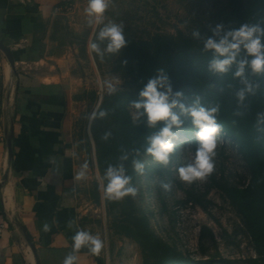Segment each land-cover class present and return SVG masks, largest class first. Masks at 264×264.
Wrapping results in <instances>:
<instances>
[{"label": "crops", "instance_id": "1", "mask_svg": "<svg viewBox=\"0 0 264 264\" xmlns=\"http://www.w3.org/2000/svg\"><path fill=\"white\" fill-rule=\"evenodd\" d=\"M83 8L80 0H0V40L14 59L0 53V264H62L77 229L105 246L99 256L81 248L75 264H114V235L128 238L110 227L83 116L98 98ZM84 161L87 178L74 182Z\"/></svg>", "mask_w": 264, "mask_h": 264}, {"label": "trees", "instance_id": "2", "mask_svg": "<svg viewBox=\"0 0 264 264\" xmlns=\"http://www.w3.org/2000/svg\"><path fill=\"white\" fill-rule=\"evenodd\" d=\"M199 1L207 15L196 23L194 29H199L202 35H211L210 29L217 23L224 24L225 28H238L244 23L264 24V0ZM191 32L178 29L176 34L155 33L149 38L125 36L127 44L121 49L119 56L109 57L112 63L110 70L120 72L124 82L120 86L121 91L113 96H109L107 92L103 94L98 109L107 110L108 115L105 119H96L91 123L98 168L103 179L107 166L118 163L122 149L131 151L138 148L142 159L146 136L158 128H148L143 120L134 125L129 103L139 99L138 93L148 77L156 75L159 69H164L173 91L183 92L182 102L185 104H190L192 98L200 96L205 107L220 105L217 122L223 126L224 135L237 144L246 160L250 177L246 184L239 186L229 183L224 177L212 175L211 184L221 191L243 219L257 251L256 256L247 260L251 264H264V125L257 126L256 122L257 113L264 112V74L250 75V79L260 82L261 88L255 95H249L243 105L238 107L234 95V90L241 86L238 78H233L232 71L224 75L210 72L208 61L212 53L204 52L202 42L193 39ZM93 54L100 66L99 57ZM193 55H197L196 58ZM186 57L190 59L185 64L182 61ZM236 111H240L242 115H234ZM181 119L184 121L183 126L174 128L173 132L176 135L182 132L192 140L193 150H196L197 129L193 127L190 117L182 116ZM162 126V121L157 123V127ZM106 131H111L112 134L109 139L104 140L101 136ZM125 167L134 184L136 172L133 170L131 157L125 162ZM103 182L105 187L104 179ZM98 196L99 193L96 192V199ZM105 206L110 227L115 233L123 234L138 243L143 264H208L211 261L208 258H186L167 242L156 237L131 196L119 201L105 199Z\"/></svg>", "mask_w": 264, "mask_h": 264}, {"label": "rangeland", "instance_id": "3", "mask_svg": "<svg viewBox=\"0 0 264 264\" xmlns=\"http://www.w3.org/2000/svg\"><path fill=\"white\" fill-rule=\"evenodd\" d=\"M80 1L84 13L88 0ZM206 15L199 0H112L105 13V22L109 19L121 22L124 36L149 38L155 33L176 34L178 29L189 33ZM92 27L93 41L102 25L91 24L88 29ZM0 53L5 52L0 49ZM109 57L99 58L100 66L95 61L97 71L93 80L96 79L98 98L92 99V103L83 110L85 120L107 92L105 80L121 81V85L124 82L120 72L110 70L112 63ZM189 59L186 57L182 62L186 64ZM134 111L130 108L131 113ZM177 136V146L167 167L143 154L145 171L143 175L136 173L133 184L138 189V194L132 197L138 211L145 215L148 227L156 237L186 258L211 259L208 264H251L247 259L256 256L257 251L243 219L210 180L214 175L224 177L234 185L242 186L248 182L250 171L237 144L222 132L215 150L213 173L204 182L187 184L179 179L177 169L193 158L195 150L192 140L182 132ZM161 182L170 183L171 190L164 192ZM108 220L110 224L109 217ZM114 236L117 237L113 244L114 264H143L136 241Z\"/></svg>", "mask_w": 264, "mask_h": 264}, {"label": "clouds", "instance_id": "4", "mask_svg": "<svg viewBox=\"0 0 264 264\" xmlns=\"http://www.w3.org/2000/svg\"><path fill=\"white\" fill-rule=\"evenodd\" d=\"M111 3L112 0H88L84 9L87 25H102L89 45L91 51L101 60L106 56H119L121 49L127 44L123 33L124 25L110 19L105 22V13ZM210 31L211 35H202L199 29H194L191 37L202 42L204 52L211 51L212 57L208 61L210 72L224 75L232 71L233 78H238L241 86L234 90V95L238 107L242 106L249 95H255L261 88L259 81H253L249 77L264 74V24L244 23L238 28H225L224 24L217 23ZM120 85L121 81L115 83L111 80L104 81L109 96L121 91ZM138 96L137 101L129 103L135 110L131 113L132 123L138 125L143 120L148 128H158L146 136L143 154L150 156L153 162L167 167L177 146L175 141L179 139L173 129L183 126L182 116L190 117L193 127L197 129L195 131L197 147L193 158L180 166L177 174L179 179L187 184L206 181L214 171L215 150L223 132V126L217 122L220 105L205 107L200 96H195L190 104H185L182 102L183 92L173 91L164 69H159L156 75L147 78ZM107 115V110L94 107L87 116L89 125L96 119H105ZM234 115L240 116L242 113L236 111ZM161 121L163 126L157 127V123ZM256 122L257 126L264 125V112L257 113ZM111 134V131H106L101 138L107 140ZM130 157L133 170L138 175L144 174L146 161L140 159V149L131 151L122 149L118 163L109 164L103 176L106 181L104 187L106 200L119 201L126 196L135 197L138 194V189L132 184V177L127 174L125 167V162ZM88 169V162L84 161L74 176V182L86 179ZM160 186L164 192L170 191L172 187L166 182H161ZM73 223L69 221L68 226L71 227ZM42 229L47 232L51 227L45 223ZM72 241V251L65 256L62 264H75L76 253L81 248H87L92 255L99 256L105 246L99 235L82 229L76 230Z\"/></svg>", "mask_w": 264, "mask_h": 264}, {"label": "water", "instance_id": "5", "mask_svg": "<svg viewBox=\"0 0 264 264\" xmlns=\"http://www.w3.org/2000/svg\"><path fill=\"white\" fill-rule=\"evenodd\" d=\"M0 49L3 50L6 53V55H7L8 59H9L11 65L14 66V59H13L11 50L1 40H0Z\"/></svg>", "mask_w": 264, "mask_h": 264}, {"label": "built area", "instance_id": "6", "mask_svg": "<svg viewBox=\"0 0 264 264\" xmlns=\"http://www.w3.org/2000/svg\"><path fill=\"white\" fill-rule=\"evenodd\" d=\"M6 227V222L3 218L0 217V233Z\"/></svg>", "mask_w": 264, "mask_h": 264}]
</instances>
